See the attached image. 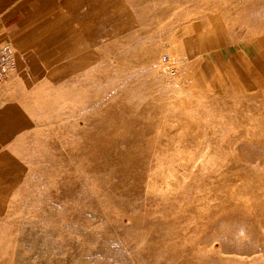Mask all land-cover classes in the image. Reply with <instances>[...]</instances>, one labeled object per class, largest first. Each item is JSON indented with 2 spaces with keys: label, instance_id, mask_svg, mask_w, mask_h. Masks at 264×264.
I'll use <instances>...</instances> for the list:
<instances>
[{
  "label": "rangeland",
  "instance_id": "obj_1",
  "mask_svg": "<svg viewBox=\"0 0 264 264\" xmlns=\"http://www.w3.org/2000/svg\"><path fill=\"white\" fill-rule=\"evenodd\" d=\"M54 1L0 153V264H264V186L212 193L264 175L240 131L264 0Z\"/></svg>",
  "mask_w": 264,
  "mask_h": 264
},
{
  "label": "crops",
  "instance_id": "obj_2",
  "mask_svg": "<svg viewBox=\"0 0 264 264\" xmlns=\"http://www.w3.org/2000/svg\"><path fill=\"white\" fill-rule=\"evenodd\" d=\"M55 9L54 0H0V47L7 69V78L0 82V153L15 147L23 132L29 113L23 108L22 91L39 88L37 82L27 87L25 76L34 72L35 47L47 39L42 33L52 26Z\"/></svg>",
  "mask_w": 264,
  "mask_h": 264
},
{
  "label": "bare ground",
  "instance_id": "obj_3",
  "mask_svg": "<svg viewBox=\"0 0 264 264\" xmlns=\"http://www.w3.org/2000/svg\"><path fill=\"white\" fill-rule=\"evenodd\" d=\"M229 103V101H228ZM231 104V103H230ZM263 104V103H262ZM238 110V109H236ZM247 110V109H246ZM249 112V111H247ZM252 112V111H251ZM239 113H241V111L239 110ZM250 113V112H249ZM249 115V114H248ZM245 116V115H244ZM242 119V118H241ZM239 121V120H237ZM241 121V120H240ZM248 125L245 126V124H242L241 122V129L240 131L243 132V134H248L250 137H252L253 139H262L264 137V109L263 107H259L258 109H256L255 114L253 113L252 115H250L248 117V121H247ZM240 125V124H239ZM239 128V127H238ZM263 141V140H262ZM181 160V159H180ZM178 158V161H180ZM227 165L230 164L229 161H227ZM181 163V162H180ZM179 162H178V164ZM163 167V166H162ZM182 167V166H181ZM180 168V167H179ZM264 174V172H262ZM176 175V174H175ZM168 176V175H166ZM174 177V176H173ZM177 178V177H176ZM174 178V179H176ZM225 178V177H224ZM230 178V174H226V179ZM173 179V178H172ZM180 179V178H179ZM230 180V179H229ZM170 181V180H169ZM223 181V179H222ZM225 181V180H224ZM170 183V182H169ZM262 185L264 186V175H250L247 179V181L243 184V185H239L236 187V189L234 190H229L228 186H223V187H219L217 189H214L213 196H215L216 198H221V200H233L234 197L237 198H243V197H247L251 194H253L254 192L256 193L257 189L260 187H262ZM263 188V187H262ZM262 190V189H261ZM155 191V190H154ZM156 193V192H155ZM211 194V193H210ZM209 194V195H210ZM208 195V196H209ZM212 195V194H211ZM212 197V196H211ZM214 197V198H215ZM208 198V197H207ZM210 199V197H209ZM212 199V198H211ZM209 202V200H207V203ZM209 205V204H208ZM220 210V209H219Z\"/></svg>",
  "mask_w": 264,
  "mask_h": 264
},
{
  "label": "built area",
  "instance_id": "obj_4",
  "mask_svg": "<svg viewBox=\"0 0 264 264\" xmlns=\"http://www.w3.org/2000/svg\"><path fill=\"white\" fill-rule=\"evenodd\" d=\"M5 59H6L5 50L0 47V82L5 81V79L7 78Z\"/></svg>",
  "mask_w": 264,
  "mask_h": 264
}]
</instances>
